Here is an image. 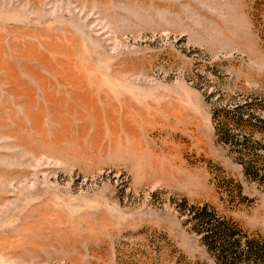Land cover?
Masks as SVG:
<instances>
[{
  "label": "rangeland",
  "instance_id": "374dc122",
  "mask_svg": "<svg viewBox=\"0 0 264 264\" xmlns=\"http://www.w3.org/2000/svg\"><path fill=\"white\" fill-rule=\"evenodd\" d=\"M205 206L264 247V0H0V264H216Z\"/></svg>",
  "mask_w": 264,
  "mask_h": 264
},
{
  "label": "trees",
  "instance_id": "16d2710c",
  "mask_svg": "<svg viewBox=\"0 0 264 264\" xmlns=\"http://www.w3.org/2000/svg\"><path fill=\"white\" fill-rule=\"evenodd\" d=\"M190 210L196 233L216 264H264V247L262 249L248 239L243 241L238 232L216 217L207 206Z\"/></svg>",
  "mask_w": 264,
  "mask_h": 264
}]
</instances>
